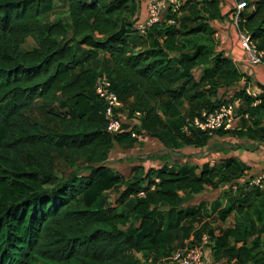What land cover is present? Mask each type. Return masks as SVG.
I'll return each mask as SVG.
<instances>
[{
    "label": "trees",
    "instance_id": "1",
    "mask_svg": "<svg viewBox=\"0 0 264 264\" xmlns=\"http://www.w3.org/2000/svg\"><path fill=\"white\" fill-rule=\"evenodd\" d=\"M248 1L253 8L241 13L238 27L264 50V0ZM50 2L0 0V264H144L149 254L165 263L177 240L193 236L194 243L203 232L216 260L264 264V187L239 179L246 165L229 156L213 164L132 165L129 174L115 169L107 163L114 144L128 136L132 146L137 137L125 124L106 131L94 88L97 76L107 75L129 103L128 117L141 111L133 129L172 151L207 144L205 131L184 126L227 100L215 88L240 75L212 48L225 0H185L146 34L133 27L135 0H64L69 23L41 20ZM205 81L213 104L200 98ZM261 87L256 108L264 107ZM236 95L253 101L245 89ZM38 101L48 113L43 120L32 113ZM55 155L73 166L80 160L84 171L60 167ZM206 186H222L210 219L234 223L218 234L206 226L192 234L206 201H188Z\"/></svg>",
    "mask_w": 264,
    "mask_h": 264
},
{
    "label": "crops",
    "instance_id": "2",
    "mask_svg": "<svg viewBox=\"0 0 264 264\" xmlns=\"http://www.w3.org/2000/svg\"><path fill=\"white\" fill-rule=\"evenodd\" d=\"M139 3L136 10L135 17L138 20H142L146 14V8L140 0H135ZM225 9V4L222 5V11ZM233 19L231 12L222 20H216L213 25L215 30L211 34L212 48L214 51H221L231 58L233 65L236 67L237 72L240 74L233 82L228 84L220 83L215 88L217 97L232 101L235 106V118L231 128L225 129L221 133H215L211 136L207 144L198 147L183 146L177 150H170L157 138L149 136L146 132L140 133L132 146H127L128 136L123 137L120 142H116L113 148L117 151L125 153L126 150L138 151L141 155L135 154L134 156H126V167L118 169L119 171L129 174L131 172L132 165H143L144 168L159 167L166 162L167 166L172 165L174 162L178 166H184L185 164L196 163L201 165L205 162L213 164L219 162L221 159L233 156L242 161L246 168L243 175L253 176L264 170V107L256 108L255 105L259 102H247L244 98L236 95L241 89L252 88L259 94L262 93L261 85H264V63H251L247 59L246 52L240 45L237 29L238 24L233 27L230 25V31L226 29H216V26L222 22L224 27L228 26V23ZM234 20V19H233ZM235 21V20H234ZM227 22V23H226ZM229 27V26H228ZM202 35V34H196ZM233 36V38H232ZM186 42L187 46L191 45V42ZM192 47V46H191ZM188 49L191 51L192 48ZM176 57V53L171 54ZM202 68L196 69L195 73L198 75L201 73ZM210 84L208 82L201 83L200 89L203 90V95L200 98L206 97L210 104H213L215 100V94H210L207 90ZM246 94V91H245ZM133 97L130 98L132 101ZM217 103V102H216ZM129 106V103L128 105ZM124 105L120 109L123 112V124L126 126L124 130H129L132 126L131 118L128 117L127 107ZM191 108L190 104L186 103L181 107L182 112H187ZM126 112V113H125ZM127 118H126V117ZM126 118V119H125ZM136 130V129H135ZM195 151L191 155V152ZM111 153V152H110ZM117 169V168H116ZM241 181L243 179H240ZM222 189V186L212 188L206 186L201 192L193 195L188 201L189 204H199L200 201H206V206L202 207V213L199 215V219L194 223L197 224V228L205 227L209 229L212 234H218L227 225L234 223L233 218H229L225 221L220 219H210L209 213L211 211L210 202L217 196ZM208 249V250H207ZM205 264H232L225 259L216 260L212 255V252L208 246L204 249ZM160 259L157 261V263ZM159 264V263H158Z\"/></svg>",
    "mask_w": 264,
    "mask_h": 264
},
{
    "label": "built area",
    "instance_id": "3",
    "mask_svg": "<svg viewBox=\"0 0 264 264\" xmlns=\"http://www.w3.org/2000/svg\"><path fill=\"white\" fill-rule=\"evenodd\" d=\"M145 8L146 14L142 20H137L133 27L140 34H146L147 29L154 23L161 21L164 13L167 10L178 11L179 7L185 0H140ZM234 8L231 11L232 17L238 24L241 13L249 6L248 0H234ZM174 18L169 17L167 23H174ZM237 35L240 45L246 52L247 59L251 63H264V50L260 49L256 42L251 38L250 33L247 30L238 27ZM94 88L98 96L104 103V119L106 131L110 134H116L120 132L123 127V114L120 109L123 106L122 100L119 98L116 91L111 88V81L107 75L97 76ZM246 93L253 98L254 102H258L259 93L252 88H247ZM141 111L136 110L131 118V134L138 137L140 133H137L133 126L139 124V118ZM235 118V106L232 101L225 100L220 102L212 110H202L200 114L195 115L184 126L188 129V125H192L199 128L210 136H213L218 129H229L232 127ZM145 131L142 130V133ZM244 174V173H243ZM239 179L246 180L248 185L256 188L264 187V170L260 173L248 176L241 175ZM143 193V192H140ZM191 236L186 239L182 246H178L171 251L168 256L162 258L163 261L169 264H205L204 249L209 244L210 236L207 232H203L199 241L192 242Z\"/></svg>",
    "mask_w": 264,
    "mask_h": 264
},
{
    "label": "rangeland",
    "instance_id": "4",
    "mask_svg": "<svg viewBox=\"0 0 264 264\" xmlns=\"http://www.w3.org/2000/svg\"><path fill=\"white\" fill-rule=\"evenodd\" d=\"M224 4H225L224 11H225V13L227 14V17H228V14L234 8L235 1L234 0H225V3ZM252 8H253V5L252 4H249V6L244 10V13H248L250 10H252ZM40 18H41L42 21H54V20L60 19L62 21H65L66 23H69V15H68L66 6L64 4V0H51V2L49 4H43ZM223 21L220 22L216 26V29H218V28L219 29L224 28V29L227 30V32H229L230 31V25H231V23H232L233 27L236 26V22L233 19L228 23V26L229 27L228 26L224 27L225 25H223ZM213 38H214V36H213ZM232 38H233V36H232ZM30 41H31V43H34V39L32 37L30 38ZM32 113L34 114V116H36L40 120H43L46 117V114H48L46 112V107H44L41 104L40 101H38L35 104V106L32 109ZM122 114H124V113L122 112ZM190 150H193V152H191V155L194 152L197 153V152H201L202 151V150L195 151V149H190ZM131 151L130 150H126L125 153H123L124 151L120 153V151H117V148H116V150L114 148H112L110 150L111 153H109V158L107 160V163L110 166L114 167L115 169L116 168L117 169L124 168V167H126V156H134L135 154L136 155L137 154L141 155L138 152L140 150H138V151L137 150L136 151L134 150L133 152H131ZM55 161H56L57 165H59L62 168H66L67 170L68 169H72V170L76 169V170H79V171H82L83 172L84 169H85V167L83 166V162H81L80 160H76L74 162V166H73V165L69 164L68 162H66L59 155H55ZM107 192L110 193L111 190L110 191L108 190ZM115 195H116V193L113 191L109 196L113 199ZM195 228H197V224L192 227V229H191L192 234H195V232H196L195 231L196 230ZM203 230L205 231L207 229H203ZM180 244H181V242L179 240H177L175 242V246L173 247V249H175L178 246H182L183 245V244L182 245H180ZM143 258H144V262H145L144 264H158V263L159 264H166V262L164 263L162 261H160V262L157 263L158 257H156L155 255L152 256V254H149L147 256L145 255V256H143Z\"/></svg>",
    "mask_w": 264,
    "mask_h": 264
}]
</instances>
